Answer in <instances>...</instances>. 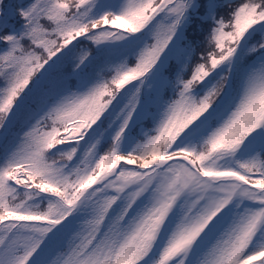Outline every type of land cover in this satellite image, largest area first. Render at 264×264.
<instances>
[{
	"label": "snow or ice",
	"instance_id": "snow-or-ice-1",
	"mask_svg": "<svg viewBox=\"0 0 264 264\" xmlns=\"http://www.w3.org/2000/svg\"><path fill=\"white\" fill-rule=\"evenodd\" d=\"M0 146V264H264V0H0Z\"/></svg>",
	"mask_w": 264,
	"mask_h": 264
},
{
	"label": "trees",
	"instance_id": "trees-1",
	"mask_svg": "<svg viewBox=\"0 0 264 264\" xmlns=\"http://www.w3.org/2000/svg\"><path fill=\"white\" fill-rule=\"evenodd\" d=\"M9 2H17V0H9ZM241 2V0H233V6H235V4H238V3H240ZM200 39H202V37L200 38ZM203 47V46H202ZM199 50H202V49H198V51ZM19 128V125H17V129ZM0 150H2V146H0Z\"/></svg>",
	"mask_w": 264,
	"mask_h": 264
}]
</instances>
